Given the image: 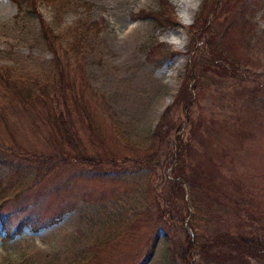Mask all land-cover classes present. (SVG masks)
<instances>
[{
    "label": "rangeland",
    "instance_id": "obj_1",
    "mask_svg": "<svg viewBox=\"0 0 264 264\" xmlns=\"http://www.w3.org/2000/svg\"><path fill=\"white\" fill-rule=\"evenodd\" d=\"M83 1L91 8L79 2L57 13L45 0H39L36 12L32 11L31 6L24 5L19 10L12 0H0V66L11 67L19 74L33 75L41 83H46L54 72L53 57L42 35L39 17L51 26L63 46L72 42V28L98 22L100 34L98 37L90 35L84 67L77 70L79 82L90 88L88 95L96 100L94 104L92 102L90 110L93 119L101 126L104 142L100 141V136H92L109 151L133 157L136 152L132 148L126 149V144H132L137 150L146 148L168 108L169 119L182 124L180 136L185 141L191 140L193 126H186V114L182 112V106L175 102L179 91L188 83L187 68L193 56V53L188 56V52L195 43L198 47L203 43L194 38L188 28L200 13L204 0H166L173 7L177 19V25L167 27H159L155 20L138 16L140 13L162 11L161 0ZM209 5L208 9L217 6L229 10L224 17L229 18L227 23L232 25L234 31L225 41L228 52L234 59L246 61L243 65L250 82L264 83V0H210ZM242 19L248 22L247 26L241 23ZM205 35H209L208 31L204 32ZM156 42L177 52L162 68L157 63V51H152ZM237 88L228 85L206 87L195 98L191 119H204L206 123L214 121L216 127L203 132L205 138L199 139L202 147H198L196 154H190L193 157L191 161L187 156L184 158L186 164L196 163L195 166L206 173L217 171L216 175L229 177L235 185H242L244 192H251L256 205L264 209L263 104L261 99L254 100L247 95L241 96L238 91L236 93ZM1 124L4 126L0 128L1 137L7 146H22L26 150L41 149L42 146L46 148L38 133L32 130L28 116L17 118L16 126H9L8 122ZM170 135L166 146L174 156L175 135ZM82 141L93 153L89 139L83 136ZM123 147L125 152L122 151ZM95 158L97 160V156ZM166 159L161 158L164 166L155 170L152 180L158 194L164 191L170 196L168 189L164 188L175 167L169 165L171 156ZM0 160L9 159L0 156ZM10 160L16 161L13 157ZM213 165L217 169L210 171ZM70 168L66 172L59 168L54 176L37 184L34 175L30 174L22 189L29 184L35 185L20 199L6 205L4 216L11 217L12 228L24 218L32 216L46 222L53 218L61 220L57 223L58 219L53 220L55 224L40 231L26 229L11 239L9 235L12 233L5 232L0 223V264H125L138 256L137 250L141 247L134 242L126 243V247L120 246L112 253L102 254V258L107 260L101 262L92 260V248L104 239L110 226L115 224L113 230L118 231L122 213L126 212L123 215L125 218L135 211H145L147 198L141 192L148 184L150 175L131 177L127 186L129 192L125 195L121 188L123 185L118 187L115 184L119 189L116 191L118 196L110 198L109 194L106 195L108 186L101 187L88 179L76 180L66 189L65 183L74 180L70 173L80 172L76 167ZM10 171V168L1 165L0 180ZM63 188L65 191H62ZM183 188L186 195H181V198L188 200L189 204V187ZM102 194L105 196L101 197ZM181 198L178 195L171 199L177 205ZM115 199L121 200L117 206V202L111 204V200ZM188 207L191 209L190 205ZM18 213L19 218L13 219ZM220 215L230 218L229 224L235 220L231 217V210L222 209ZM183 229L191 232L186 225L174 224L172 233L176 241L184 238ZM194 261L198 262L199 258L194 257ZM145 264H171L166 234L155 237Z\"/></svg>",
    "mask_w": 264,
    "mask_h": 264
},
{
    "label": "trees",
    "instance_id": "obj_2",
    "mask_svg": "<svg viewBox=\"0 0 264 264\" xmlns=\"http://www.w3.org/2000/svg\"><path fill=\"white\" fill-rule=\"evenodd\" d=\"M12 1L19 10L24 5H28L34 12L39 3V0ZM45 1L53 6L57 13L64 12L69 5L79 2L88 9L91 8L83 0ZM209 2L210 0L203 1L200 13L188 28L189 33L203 43L200 47L195 43L193 49L188 52V56L193 53L192 61L187 68L188 83L179 91L175 102L182 106V112L186 114V126H193L191 140L185 141L180 136L182 124L169 119L167 108L146 148L140 147L137 150L132 144H126V149L132 148V151L136 152L133 157L122 155L114 150L109 151V148H105L92 136H100V141L104 142L101 126L93 119L90 110L92 102L94 104L96 100L89 97L90 88L85 83L82 85L77 76V70L84 67L90 35L98 37L101 30L100 23L93 22L72 28V42L63 46L60 43V37L55 35L51 26L39 17L42 35L53 57L54 72L51 80L41 83L33 75L19 74L11 67L0 66L1 125L8 122L9 126H16L17 118L21 115L28 116L32 122L30 125L32 130L38 133L37 135L46 146L45 149L42 146L41 149L33 150H26L22 146L9 147L2 140L0 133V156L9 159L8 161L0 160V166L11 169L3 180H0V223L5 232L12 233L9 235L10 239L26 229L40 231L55 224L54 221L57 219L56 223L61 220L53 218V222L51 220L46 222L44 219L32 216L24 218L12 228L9 221L11 217H5L3 210L9 203L20 199L35 183H41L54 176L59 168H63V172H66L70 166L80 169V172L70 173L75 181L68 180L65 183L66 189L76 180L88 179L91 182H97L101 187L108 186L106 195L109 194L110 198L118 196L116 191L121 184L123 194L128 193V181L134 175H150L151 177L141 192L147 198L145 211H135L134 214L127 215L125 218L123 215L126 212L122 213L119 216L118 231L113 230L115 224L110 226L104 239L93 245L92 260L100 262L107 260L101 255L112 253L118 247H126V243L134 242L141 247L137 250L138 256H134V260L125 264H134L138 261V264H145L152 251L155 237L164 233L168 236L171 264H264L263 207L256 205L251 192H244L242 185H235L229 177L216 175V165H213L210 170L213 169L215 172L206 173L196 167V163L186 164L184 158L187 156L186 158L191 161L193 157L190 154H196L198 147H202L199 139L205 138L203 132L216 127L214 121L206 123L204 119L196 121L191 119L192 109L196 103L195 98L206 87L216 85L238 87L236 93L238 91L241 96L247 95L254 100L261 99L264 109V83L250 82L243 65L246 61L241 62L231 57L229 48L226 47L225 41L234 31L232 25L227 23L229 18L224 17L229 10L217 6L208 9ZM160 5L162 11L159 13L152 11L146 14L140 13L138 16L142 19L155 20L159 27L177 25L173 7L166 0H161ZM241 23L245 27L248 22L242 19ZM205 31H208L209 35L203 36ZM155 50L158 54L159 68L177 55V52L170 50L163 43L156 42L152 47L153 53ZM248 82L250 86L246 87ZM170 134L175 135L174 156L176 158L166 146ZM83 136L89 139L93 153L84 146ZM59 144L61 148L58 147ZM53 146L56 147L53 148ZM163 146L166 148L162 150ZM125 148L123 147L122 151L125 152ZM168 156L172 158L169 165L175 167L170 180H166L167 186L164 188L168 189L170 196H167L164 191L158 194L152 180L155 170L164 166L161 158L166 159ZM10 157L18 162L11 161ZM30 174L34 175L35 183L22 189ZM183 186L189 187L191 198L189 204L188 200L181 198V195H186ZM62 191H65V188ZM178 195L181 202L175 205L176 202H172L171 198H176ZM104 196L105 194L101 195V197ZM120 202V199L111 200V204L116 203V206ZM222 209L231 210V217L235 219L232 224H229L230 218L220 215ZM19 216L20 213L13 216V219ZM175 223L186 225L191 230L188 233V230L183 229L184 238L179 241L175 240V235L172 233ZM194 257L199 258V261L195 262Z\"/></svg>",
    "mask_w": 264,
    "mask_h": 264
}]
</instances>
